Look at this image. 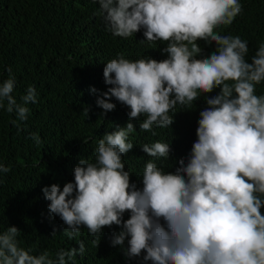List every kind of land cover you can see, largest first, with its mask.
Returning <instances> with one entry per match:
<instances>
[{
    "label": "clouds",
    "instance_id": "1",
    "mask_svg": "<svg viewBox=\"0 0 264 264\" xmlns=\"http://www.w3.org/2000/svg\"><path fill=\"white\" fill-rule=\"evenodd\" d=\"M66 1L87 9L93 22L115 36L131 37L143 29L148 42H166L161 51L168 55L132 60L119 53L106 62L103 75L111 87L97 105L111 111L115 98L130 109L129 122L103 135L94 161L81 158L74 181L62 190L55 183L42 189L50 213L67 225L63 234L72 240L86 227L95 237L105 226L117 225L121 231L111 243L123 246L127 238L125 255L143 252V261L151 264H264V94L256 93L264 82V42L249 63L246 40L216 31L241 14L239 0ZM200 40L217 46L206 58H196ZM8 73L0 80V109L25 121L27 105L37 101L36 89L30 85L17 102L15 76L10 68ZM217 87L218 94L205 97L208 107L199 113L198 139L187 162L182 158L179 167L165 172L148 160L138 188L123 161L134 146L131 121L144 116L141 131L167 128L177 104L190 106ZM31 138L41 143L37 133ZM142 150L168 159L170 145L156 141ZM9 171L0 159V176ZM125 212L130 213L126 220ZM19 236L16 226L0 230V264H68L85 250L81 240L78 249L61 248L55 258L48 250L34 254Z\"/></svg>",
    "mask_w": 264,
    "mask_h": 264
},
{
    "label": "trees",
    "instance_id": "2",
    "mask_svg": "<svg viewBox=\"0 0 264 264\" xmlns=\"http://www.w3.org/2000/svg\"><path fill=\"white\" fill-rule=\"evenodd\" d=\"M239 2L241 14L231 25L220 26L216 31L246 40V60L251 63L259 43L264 42V0ZM143 32L141 29L127 38L115 36L93 22L87 9L66 0H0V80L8 78L10 68L15 76L13 95L17 102L30 85L37 93L36 103L27 105L30 112L25 121L0 109V159L10 167L8 173L0 176V230L16 226L22 246L31 248L34 254L48 250L55 258L61 248L78 249L82 240L83 254L78 253L68 264H151L143 261V252L140 257L125 255L127 238L123 246L111 243L121 231L117 225L105 226L95 237L81 227L80 235L69 240L63 234L67 225L50 213V202L42 192L45 186L55 183L62 190L65 183L74 181V168L81 158L94 161L103 135L129 122L130 109L126 105L112 98L115 108L105 112L97 105V98L111 87L105 84L103 69L117 54L123 53L132 60L167 58L168 54L161 51L166 42L150 43ZM198 43L202 53L196 58H206L217 47L215 42ZM93 88L97 91L93 92ZM219 91L217 87L201 94L190 106L177 104L173 123L167 128L153 126L152 131H141L140 123L145 117L131 121L135 131L129 140L134 146L123 156L131 182L142 189L148 160L165 172L179 167L182 158L187 162L198 139L199 113L208 107L205 97ZM256 93L264 94V82L257 85ZM32 133L39 135V145L31 138ZM156 141L170 145L168 159L143 152V144ZM261 211L264 213V208ZM129 216L125 212L123 219ZM93 240L97 243L93 244Z\"/></svg>",
    "mask_w": 264,
    "mask_h": 264
}]
</instances>
